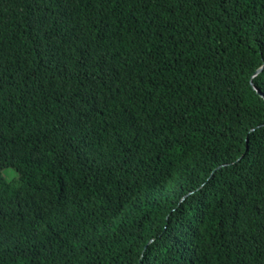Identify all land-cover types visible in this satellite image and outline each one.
Wrapping results in <instances>:
<instances>
[{
  "label": "trees",
  "instance_id": "16d2710c",
  "mask_svg": "<svg viewBox=\"0 0 264 264\" xmlns=\"http://www.w3.org/2000/svg\"><path fill=\"white\" fill-rule=\"evenodd\" d=\"M0 264H264V0H0Z\"/></svg>",
  "mask_w": 264,
  "mask_h": 264
},
{
  "label": "water",
  "instance_id": "95a60500",
  "mask_svg": "<svg viewBox=\"0 0 264 264\" xmlns=\"http://www.w3.org/2000/svg\"><path fill=\"white\" fill-rule=\"evenodd\" d=\"M261 72V71H260Z\"/></svg>",
  "mask_w": 264,
  "mask_h": 264
}]
</instances>
